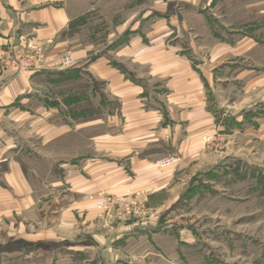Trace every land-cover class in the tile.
Wrapping results in <instances>:
<instances>
[{"label":"crops","instance_id":"crops-1","mask_svg":"<svg viewBox=\"0 0 264 264\" xmlns=\"http://www.w3.org/2000/svg\"><path fill=\"white\" fill-rule=\"evenodd\" d=\"M98 3L0 0V238L39 250L59 244L62 264H83L90 251L101 264H146L160 216L188 190L182 175L193 170L222 123L241 117L230 114L239 103L236 82L246 79V92L259 86L253 68L226 71L227 61H257L264 46L255 36L218 34L211 18L183 20L159 9L113 28L104 50L81 45L72 52L70 28ZM254 6L264 9V1ZM191 28L195 37L188 36ZM66 52L76 60L71 69L89 64L94 78L105 82V98L72 103L65 96L56 108L40 97L43 85L35 80L58 76ZM25 53L39 55V69L16 67ZM230 73L234 77L225 79ZM84 101L94 107L82 110ZM88 111L91 117L82 120ZM56 148L58 160L41 157L40 149L50 155ZM166 157L178 163L161 168ZM41 162L50 176L36 185ZM31 256L25 260L32 262Z\"/></svg>","mask_w":264,"mask_h":264},{"label":"rangeland","instance_id":"rangeland-1","mask_svg":"<svg viewBox=\"0 0 264 264\" xmlns=\"http://www.w3.org/2000/svg\"><path fill=\"white\" fill-rule=\"evenodd\" d=\"M214 1V6H207L204 4L207 0H98V7L70 28L68 35L75 40L70 50L75 52L81 45H93L95 51L104 50L109 45L108 33L113 28L138 18L144 11L161 12L159 9L164 16H175L174 12H178L183 20L211 18L218 34L230 39L239 35L255 36L264 46V9L251 7L257 0ZM188 34L195 37L198 32L191 28ZM88 65L76 70L59 65L66 74L37 78L35 82L43 85L40 97L51 99L50 104L56 108L57 99L65 96L72 103L76 98H105V82L96 80L88 71ZM226 66V71L230 67L236 70L253 68L259 77V86L246 92L247 80L236 82L234 98L239 99V103L230 114H241V117L237 123L228 122L226 126L222 123L219 134L205 142L203 155L193 170L182 175L187 180L188 190L180 202L160 216L159 232L152 238L156 249L152 250V255L148 254L151 258L146 264H264V50L258 53L257 61L229 60ZM233 77L230 73L225 79ZM226 93L233 97L231 88ZM227 99L228 96L224 97ZM82 103V110L94 107L88 101ZM41 105L35 102L34 107ZM227 107L230 108L225 106V111ZM90 115L88 111L82 120ZM83 134L86 136L90 132L84 130ZM82 142L85 149L86 139ZM56 150L49 155L40 149V155L58 160ZM37 166L34 173L39 182L35 184L40 185L50 176V170L42 162ZM58 247L59 244H50L39 250L21 240L0 238V264H46L44 256L48 250L49 263L62 264L58 260ZM29 255H34L32 262L25 260ZM82 256L86 260L83 264H101L95 252H84Z\"/></svg>","mask_w":264,"mask_h":264},{"label":"built area","instance_id":"built-area-1","mask_svg":"<svg viewBox=\"0 0 264 264\" xmlns=\"http://www.w3.org/2000/svg\"><path fill=\"white\" fill-rule=\"evenodd\" d=\"M14 62H15L16 67L20 71H30V70L32 71V70H36L40 68L39 66H40L41 60L37 53H25L24 56L20 57L19 60L14 61ZM59 65L60 67H63V68L73 67L76 65V60L74 59L73 55L65 54L60 59ZM176 162L177 160L175 157H168L166 159L159 161L158 165L161 168H167V167L174 166ZM98 206L100 208H104L105 202H102V201L98 202ZM134 215H139V212L134 211Z\"/></svg>","mask_w":264,"mask_h":264},{"label":"trees","instance_id":"trees-1","mask_svg":"<svg viewBox=\"0 0 264 264\" xmlns=\"http://www.w3.org/2000/svg\"><path fill=\"white\" fill-rule=\"evenodd\" d=\"M67 72H65V71H61V72H59L58 74H60V75H62V74H66ZM191 192H193V190H191ZM180 202V201H179Z\"/></svg>","mask_w":264,"mask_h":264}]
</instances>
